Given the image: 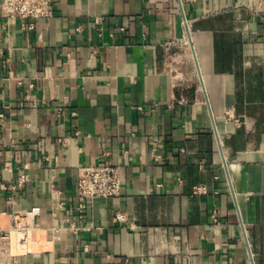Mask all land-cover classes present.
I'll return each mask as SVG.
<instances>
[{
    "label": "crops",
    "instance_id": "crops-1",
    "mask_svg": "<svg viewBox=\"0 0 264 264\" xmlns=\"http://www.w3.org/2000/svg\"><path fill=\"white\" fill-rule=\"evenodd\" d=\"M53 1L0 7V229L41 208L0 264H264V0ZM103 165L121 195L79 218Z\"/></svg>",
    "mask_w": 264,
    "mask_h": 264
},
{
    "label": "built area",
    "instance_id": "built-area-1",
    "mask_svg": "<svg viewBox=\"0 0 264 264\" xmlns=\"http://www.w3.org/2000/svg\"><path fill=\"white\" fill-rule=\"evenodd\" d=\"M53 0H3L0 4L3 17L8 23L18 20L34 21L38 19H51L54 17ZM34 29V24L28 26ZM188 45V41L180 40L169 42L167 48H181ZM158 158V157H157ZM159 159V158H158ZM122 173L118 166H84L79 168V179L76 190V211L79 218L83 214L89 202L98 200H108L121 195ZM29 180V175L23 173L17 184L10 188L14 191L20 189ZM203 188H198L197 192H202ZM41 214V208L35 206L30 210L15 214L12 226L9 229H0V244L11 243L12 234H16L19 246H23L34 228V218ZM116 220L124 221L123 215H117ZM69 222V221H68ZM56 225L53 230H59ZM70 229L76 230V225L71 222ZM88 249V247L86 248Z\"/></svg>",
    "mask_w": 264,
    "mask_h": 264
}]
</instances>
